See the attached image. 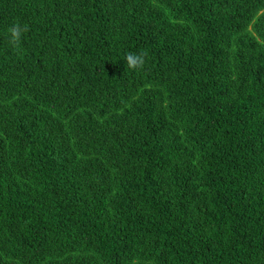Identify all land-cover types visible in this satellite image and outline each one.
<instances>
[{
  "label": "trees",
  "instance_id": "16d2710c",
  "mask_svg": "<svg viewBox=\"0 0 264 264\" xmlns=\"http://www.w3.org/2000/svg\"><path fill=\"white\" fill-rule=\"evenodd\" d=\"M0 264H264V0H0Z\"/></svg>",
  "mask_w": 264,
  "mask_h": 264
},
{
  "label": "clouds",
  "instance_id": "9594fccd",
  "mask_svg": "<svg viewBox=\"0 0 264 264\" xmlns=\"http://www.w3.org/2000/svg\"><path fill=\"white\" fill-rule=\"evenodd\" d=\"M26 30V26L24 29L21 28L19 23H14L11 25L8 29L9 35H10V43L13 46H17L20 43L23 31ZM146 53L141 52V53H127L125 60L130 69H138V68H143L145 64V59H146Z\"/></svg>",
  "mask_w": 264,
  "mask_h": 264
}]
</instances>
